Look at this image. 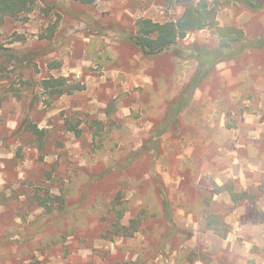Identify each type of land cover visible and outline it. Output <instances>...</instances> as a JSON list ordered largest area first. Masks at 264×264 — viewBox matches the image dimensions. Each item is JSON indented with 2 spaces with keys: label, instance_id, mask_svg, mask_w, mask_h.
Listing matches in <instances>:
<instances>
[{
  "label": "rangeland",
  "instance_id": "374dc122",
  "mask_svg": "<svg viewBox=\"0 0 264 264\" xmlns=\"http://www.w3.org/2000/svg\"><path fill=\"white\" fill-rule=\"evenodd\" d=\"M188 2L35 0L0 20V264H264V44L193 87L214 30L151 56L130 39ZM218 2V25L264 38V8Z\"/></svg>",
  "mask_w": 264,
  "mask_h": 264
},
{
  "label": "trees",
  "instance_id": "16d2710c",
  "mask_svg": "<svg viewBox=\"0 0 264 264\" xmlns=\"http://www.w3.org/2000/svg\"><path fill=\"white\" fill-rule=\"evenodd\" d=\"M34 1L0 0V20L4 16H16L21 12L29 11ZM76 1L90 4L94 0ZM237 1L242 6L255 12L264 8V0ZM218 6V0H189L177 20L156 22L149 18H140L135 23L136 30L130 36V39L144 54L151 56L160 54L171 46H174L178 40L184 38L190 32L205 28L214 30L218 38L216 48L209 49L202 46L193 53L198 60V70L190 84L195 87L201 78L208 77L209 73L218 63L250 48H260L264 44V38H260L258 41L248 39L243 29L235 26L218 25L216 20ZM45 84L47 88L52 89V93L58 95L71 90L70 87H65L64 79H46ZM26 128L32 133L40 134L41 132L31 122L26 123ZM39 134L38 136L40 137Z\"/></svg>",
  "mask_w": 264,
  "mask_h": 264
},
{
  "label": "crops",
  "instance_id": "0c3cea01",
  "mask_svg": "<svg viewBox=\"0 0 264 264\" xmlns=\"http://www.w3.org/2000/svg\"><path fill=\"white\" fill-rule=\"evenodd\" d=\"M108 3H111V0H106V1H103V0H99V9H101V7H103L105 4H108Z\"/></svg>",
  "mask_w": 264,
  "mask_h": 264
}]
</instances>
